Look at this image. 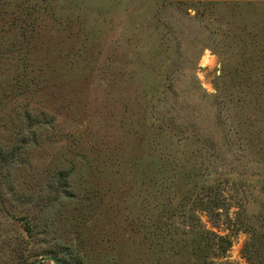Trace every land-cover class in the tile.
<instances>
[{"label":"rangeland","instance_id":"374dc122","mask_svg":"<svg viewBox=\"0 0 264 264\" xmlns=\"http://www.w3.org/2000/svg\"><path fill=\"white\" fill-rule=\"evenodd\" d=\"M44 255L264 264V0H0V264Z\"/></svg>","mask_w":264,"mask_h":264},{"label":"water","instance_id":"95a60500","mask_svg":"<svg viewBox=\"0 0 264 264\" xmlns=\"http://www.w3.org/2000/svg\"><path fill=\"white\" fill-rule=\"evenodd\" d=\"M47 261H50L53 264H66L64 261H62L60 258L54 255L41 256L29 264H42L43 262H47Z\"/></svg>","mask_w":264,"mask_h":264},{"label":"trees","instance_id":"16d2710c","mask_svg":"<svg viewBox=\"0 0 264 264\" xmlns=\"http://www.w3.org/2000/svg\"><path fill=\"white\" fill-rule=\"evenodd\" d=\"M30 227V226H29ZM67 264H70V263H67Z\"/></svg>","mask_w":264,"mask_h":264}]
</instances>
